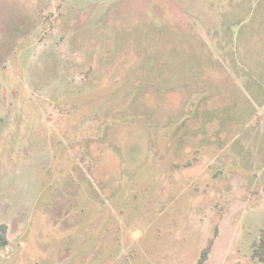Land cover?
Listing matches in <instances>:
<instances>
[{
	"label": "rangeland",
	"instance_id": "obj_1",
	"mask_svg": "<svg viewBox=\"0 0 264 264\" xmlns=\"http://www.w3.org/2000/svg\"><path fill=\"white\" fill-rule=\"evenodd\" d=\"M237 29L264 83V0H0V264H262Z\"/></svg>",
	"mask_w": 264,
	"mask_h": 264
},
{
	"label": "crops",
	"instance_id": "obj_2",
	"mask_svg": "<svg viewBox=\"0 0 264 264\" xmlns=\"http://www.w3.org/2000/svg\"><path fill=\"white\" fill-rule=\"evenodd\" d=\"M243 35L244 37L246 36L245 32L239 31V29H237L236 33L233 36H231L232 39L234 38L235 45H237L234 49V58L236 59V62L230 63V66H229L231 79L230 80L222 79V76H223L222 72L223 70L226 69V67H228V65L226 63L220 62L221 73L215 74L214 83L216 84L215 86L217 88L218 94L239 91L249 99H251L250 97L253 96L251 100L253 101V103H256L255 101H259V98H262V100H264V83L258 78V76H256L253 72H251L248 68H246V66H242V65L241 67L239 66L240 61L238 58V53L240 54V57H241L240 60H243V63H246L247 61L250 60V55L249 53H247V50H248L247 45L249 41L246 40L245 38L243 39L242 43L239 41V37ZM238 76H241V78H243L242 79L243 81L237 82L236 78ZM204 98L207 99V96L205 95ZM199 108L203 109V111L201 112V115L207 116V117H215L219 114H223L224 111L227 110V106H224V107L218 106V107L209 108L207 104H203L198 107V110H197L198 113L200 110ZM260 108H262L261 105H259V103H256L255 106H252L250 109L247 110L249 111L247 112V114H243L239 112H237L236 114L238 116L239 115L251 116L254 114L255 109L258 110ZM236 110H237V107H236Z\"/></svg>",
	"mask_w": 264,
	"mask_h": 264
},
{
	"label": "trees",
	"instance_id": "obj_3",
	"mask_svg": "<svg viewBox=\"0 0 264 264\" xmlns=\"http://www.w3.org/2000/svg\"><path fill=\"white\" fill-rule=\"evenodd\" d=\"M7 234H8V227L6 225H1L0 226V245L3 247H6L9 244V239L7 237ZM213 244H214V241L211 240L208 247L204 249L202 256L199 260V264H204L209 259V255L212 251ZM252 248H253V253H252L253 260L264 264V227L261 229L259 240L253 243Z\"/></svg>",
	"mask_w": 264,
	"mask_h": 264
}]
</instances>
